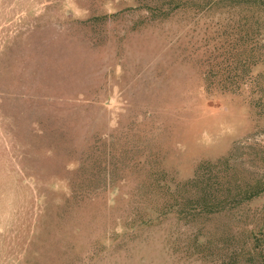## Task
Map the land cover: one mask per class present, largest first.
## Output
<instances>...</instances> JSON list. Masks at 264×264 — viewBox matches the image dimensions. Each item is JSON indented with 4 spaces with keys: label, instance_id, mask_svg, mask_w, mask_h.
I'll use <instances>...</instances> for the list:
<instances>
[{
    "label": "rangeland",
    "instance_id": "374dc122",
    "mask_svg": "<svg viewBox=\"0 0 264 264\" xmlns=\"http://www.w3.org/2000/svg\"><path fill=\"white\" fill-rule=\"evenodd\" d=\"M255 2L0 0V264H264Z\"/></svg>",
    "mask_w": 264,
    "mask_h": 264
},
{
    "label": "trees",
    "instance_id": "16d2710c",
    "mask_svg": "<svg viewBox=\"0 0 264 264\" xmlns=\"http://www.w3.org/2000/svg\"><path fill=\"white\" fill-rule=\"evenodd\" d=\"M171 3H166L164 8H159V7H154V6H149L148 9L150 12L157 13L158 15H161L163 18H168L172 12L173 8H184V7H189L191 3V0H170ZM255 5L259 6L262 10H264V0H256ZM174 2L176 3L174 6ZM168 6V8L166 7ZM167 8V9H166ZM260 192V190L255 191L253 188H248L244 191V193L241 195V198L238 199V204H242L243 202H246L248 200H251L255 197ZM218 204L215 202H206L204 205V210H207L209 212H213L215 210H218Z\"/></svg>",
    "mask_w": 264,
    "mask_h": 264
}]
</instances>
